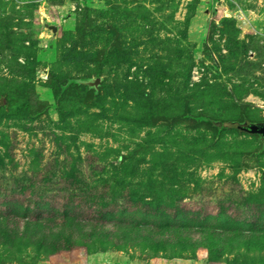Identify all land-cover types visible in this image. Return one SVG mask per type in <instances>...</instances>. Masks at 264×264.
I'll list each match as a JSON object with an SVG mask.
<instances>
[{"label": "rangeland", "instance_id": "rangeland-1", "mask_svg": "<svg viewBox=\"0 0 264 264\" xmlns=\"http://www.w3.org/2000/svg\"><path fill=\"white\" fill-rule=\"evenodd\" d=\"M86 12L97 26H115L120 37L101 75L95 73L97 61L91 52L107 45L110 31L90 36L85 46L72 50ZM211 23L217 25L214 41L223 55L229 52L228 35L237 40L230 44L234 52H240L238 59H226L222 66L217 50L212 58L208 55L205 45ZM49 25H56L57 32ZM6 32L30 37L25 45L32 54L21 55L18 62L34 63L30 67L10 61L2 64L0 87L19 75L21 80L30 78L32 93L49 108L35 120L26 116L0 119V137L3 132L10 136L7 142L16 162L15 171L10 165L0 166V180H6L3 186L9 184L5 182H10L11 172L17 175L29 170L33 159L40 161L38 179L56 173L58 162H67L68 167L78 169L76 186H89L106 196L111 213L128 209L124 206L141 205L145 210L147 200L161 204L165 198L163 224L215 222L221 227L264 231V138L247 131L220 138L211 129L187 122L168 123V117L183 113L187 103L190 107L186 108L195 113L235 116L225 98L191 90L204 76L211 81L215 76L224 82L238 80L239 72L220 76L222 68L232 63L245 71L246 61L260 62L249 78L257 75L264 82V0H0V52L4 44V53L9 55L16 46L4 43ZM213 44L208 42L210 47ZM11 64L17 67L12 69ZM206 65L213 69L207 71ZM51 71L90 88L98 89L106 81L115 101V119L80 116L86 106L75 99L67 108L72 121L60 123L49 85ZM148 95L151 99H146ZM244 100L254 104L256 119L245 122H264V99L251 93ZM141 139L147 140L148 147L137 155L136 165L114 175L111 165L120 162L115 158L127 154ZM60 174L53 182L40 184V192L47 196L60 193L65 188ZM80 194L77 199L85 197ZM251 195L263 199L262 205ZM232 257L224 254L212 260L206 249L167 257L149 254L139 246L119 249L95 244L43 257L30 250L7 257L5 264H230ZM261 258L250 264H260Z\"/></svg>", "mask_w": 264, "mask_h": 264}, {"label": "trees", "instance_id": "trees-1", "mask_svg": "<svg viewBox=\"0 0 264 264\" xmlns=\"http://www.w3.org/2000/svg\"><path fill=\"white\" fill-rule=\"evenodd\" d=\"M104 30L111 33L107 45L94 53L91 52L97 61L95 69L97 75H101L105 61L119 46L120 37L117 28L111 25L109 28L95 25L89 13L86 12L83 15L82 24L78 27L77 42L72 47V50H77L78 46H85L90 36H96ZM216 31L217 25L211 23L208 42L212 41L215 44L210 47L207 42L205 49L208 50V55L211 58L212 53L217 50L222 61H220V65L223 66L226 59L230 60L229 62L238 59L240 52L232 50L230 43L237 40H233L231 35L226 34V36L228 35L229 52L223 55L220 46H217L214 41ZM225 33L223 31V35ZM3 36L4 43H15L16 48L12 53L6 55L4 44H1L0 66L4 63L17 62L21 67H30L34 62L27 61L23 64L18 62L21 55L30 56L32 54V51L28 50L25 45V41L30 37L25 33L15 37L13 33L7 32L3 33ZM242 42V46L246 47L245 42ZM259 55H262L261 52ZM245 63L249 65L245 71L239 68L237 63H232L230 67L221 70L220 76L228 75L229 72H239L238 80L228 78L229 80L224 82L220 80V77L215 76L211 81L207 79V76H204L202 81L191 89L193 92L198 90L203 96L215 94L216 97L225 98L227 105L235 109V116L222 118L210 115L203 110L195 113L190 110L191 108H186V106L190 107L187 103L183 113L168 117V121H171L168 123L187 122L196 128L211 129L220 138L234 131L245 133L247 131L243 127L245 121L256 120L255 112L252 110L254 104L245 101V97L253 93L264 99L262 78L257 75L249 78V75L255 73L256 69L260 67V62L246 61ZM10 67L15 69L17 66L11 64ZM191 69L192 67L189 68L187 75L188 81ZM211 69H213L212 66L206 65L207 71ZM11 72L18 74L15 70ZM20 77L21 75L17 77V80H10L13 81L11 85L8 84L10 81L6 79L8 82L0 87V119L3 117L21 119V116H26L35 120L48 111L49 104L37 100L34 92L32 93L30 87L33 86L32 79L21 80ZM49 85L54 91L60 123L72 121L67 113V108L75 99L86 106L85 110L80 113L83 115L80 116L86 114L89 117L99 116V118L107 117L109 119H115L117 116L112 112L115 101L113 96L108 93L111 85L106 81H103L98 89L90 88L87 84L80 83L74 78H61L59 74L51 71L49 72ZM188 86L189 83H187V89ZM148 96L146 99H151L150 95ZM91 109L99 111L90 112ZM109 112H112V116ZM152 121L155 124L157 118ZM236 123L239 124L237 127ZM9 138L10 136L5 132L1 133L0 166L10 165L15 171V158L10 154L11 149L7 142ZM146 142L147 140L141 139L127 154L115 158L120 162L111 165L113 174L135 166L136 164L133 162L137 155L148 147ZM39 165L40 161L33 159L30 169L24 173L16 175L11 172L12 178L9 179L10 182H5L9 183L6 187L3 186V181L6 180H0V264H5L7 257L21 255L30 250L36 252L38 257H43L77 247L90 248L95 244L101 248L113 246L119 249L127 246L135 248L139 246L143 250H148L149 254L151 252L162 253L167 257L179 256L196 249H206L212 260L222 258L224 254H231L233 257L230 259V264L256 263L255 259L259 257H262L260 264H264V231L256 228L247 230L240 227H221L216 226L215 222L209 224H163L166 221L164 218L167 216V210L164 208L167 207V204H164L165 198L161 199V204H156L153 196L151 197L154 200H147L145 210L141 205H136L133 209H130L131 206H124L128 209L121 206L124 209L119 214H114L107 211L109 203L104 201L106 196L96 194L89 186L83 188L76 186L80 178L77 176L78 169L75 165L68 167L69 163L58 162L59 168L56 173L46 174L38 179ZM57 172L61 173L58 177L65 188L53 196H47L40 192L39 185L53 182V179L57 177ZM105 181L107 184L108 180ZM80 192H83L85 197L77 199V196H82ZM138 196L136 194V197ZM251 196L257 197L258 205H262L263 199L257 195ZM139 197L142 200V196ZM235 219L240 221L238 218Z\"/></svg>", "mask_w": 264, "mask_h": 264}, {"label": "water", "instance_id": "water-1", "mask_svg": "<svg viewBox=\"0 0 264 264\" xmlns=\"http://www.w3.org/2000/svg\"><path fill=\"white\" fill-rule=\"evenodd\" d=\"M49 28H51L54 32H57L58 29L56 25H49ZM243 127L250 133L260 134L264 138V122H259V123L245 122Z\"/></svg>", "mask_w": 264, "mask_h": 264}]
</instances>
